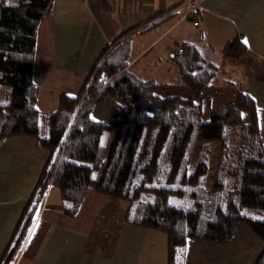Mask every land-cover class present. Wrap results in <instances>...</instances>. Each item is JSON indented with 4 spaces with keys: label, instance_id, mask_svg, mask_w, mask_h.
Masks as SVG:
<instances>
[{
    "label": "trees",
    "instance_id": "1",
    "mask_svg": "<svg viewBox=\"0 0 264 264\" xmlns=\"http://www.w3.org/2000/svg\"><path fill=\"white\" fill-rule=\"evenodd\" d=\"M52 1L0 0V143L25 134L49 151L6 251L19 243L51 182L69 217L88 190L126 199V221L166 233L167 264H184L187 239L223 244L241 224L262 242L253 264H264V150L256 104L243 91L214 107L202 98L231 83L220 77L219 59L242 57L241 38L216 49L196 29L176 43L174 82L189 88L186 96L163 94L155 80L127 70L129 40H114L78 93L61 94L57 108L43 114L32 75L37 24ZM105 99L113 116L92 119V107Z\"/></svg>",
    "mask_w": 264,
    "mask_h": 264
},
{
    "label": "crops",
    "instance_id": "2",
    "mask_svg": "<svg viewBox=\"0 0 264 264\" xmlns=\"http://www.w3.org/2000/svg\"><path fill=\"white\" fill-rule=\"evenodd\" d=\"M196 29L216 49L237 36L246 45L238 59L220 57V77L231 83L209 88L204 97L214 107L231 101L237 91L250 95L264 150V0H53L36 28V109L50 113L61 94L76 95L104 46L126 38L127 70L155 80L163 94L188 95L187 86L174 82L173 56L176 43ZM90 116L110 119L112 101L95 104ZM48 154L30 135L0 143V264H167L166 233L126 221V199L88 190L69 217L61 212L60 191L51 182L19 243L6 251ZM261 248L256 234L241 224L223 244L187 239L184 264H251Z\"/></svg>",
    "mask_w": 264,
    "mask_h": 264
},
{
    "label": "rangeland",
    "instance_id": "3",
    "mask_svg": "<svg viewBox=\"0 0 264 264\" xmlns=\"http://www.w3.org/2000/svg\"><path fill=\"white\" fill-rule=\"evenodd\" d=\"M188 2H191V0H188ZM187 11H189V10H187ZM203 94V93H202ZM202 98L205 100V97H204V95H202ZM41 128L44 130V129H48V122H47V120L45 119L44 120V122H42V125H41ZM212 151L213 152H216L217 151V145L216 144H213V146H212ZM259 239V238H258ZM260 240V239H259ZM261 241V240H260ZM185 261V260H184ZM251 264H253V262L251 263Z\"/></svg>",
    "mask_w": 264,
    "mask_h": 264
},
{
    "label": "built area",
    "instance_id": "4",
    "mask_svg": "<svg viewBox=\"0 0 264 264\" xmlns=\"http://www.w3.org/2000/svg\"><path fill=\"white\" fill-rule=\"evenodd\" d=\"M187 10H190V8L188 7ZM181 52H182V49L178 48L177 53H181Z\"/></svg>",
    "mask_w": 264,
    "mask_h": 264
},
{
    "label": "snow or ice",
    "instance_id": "5",
    "mask_svg": "<svg viewBox=\"0 0 264 264\" xmlns=\"http://www.w3.org/2000/svg\"><path fill=\"white\" fill-rule=\"evenodd\" d=\"M245 43H247V41H245Z\"/></svg>",
    "mask_w": 264,
    "mask_h": 264
}]
</instances>
